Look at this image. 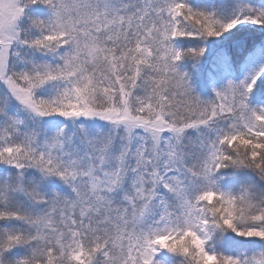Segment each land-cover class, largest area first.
Masks as SVG:
<instances>
[{
	"label": "snow or ice",
	"instance_id": "obj_1",
	"mask_svg": "<svg viewBox=\"0 0 264 264\" xmlns=\"http://www.w3.org/2000/svg\"><path fill=\"white\" fill-rule=\"evenodd\" d=\"M0 264H264V0H0Z\"/></svg>",
	"mask_w": 264,
	"mask_h": 264
},
{
	"label": "trees",
	"instance_id": "obj_2",
	"mask_svg": "<svg viewBox=\"0 0 264 264\" xmlns=\"http://www.w3.org/2000/svg\"><path fill=\"white\" fill-rule=\"evenodd\" d=\"M194 83L196 84V86H197L198 88H200V87L203 86V81H202V78H200V77H196V78L194 79Z\"/></svg>",
	"mask_w": 264,
	"mask_h": 264
}]
</instances>
